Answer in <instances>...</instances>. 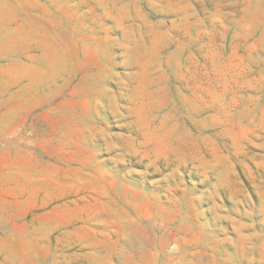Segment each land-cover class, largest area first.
Here are the masks:
<instances>
[{"label": "rangeland", "instance_id": "obj_1", "mask_svg": "<svg viewBox=\"0 0 264 264\" xmlns=\"http://www.w3.org/2000/svg\"><path fill=\"white\" fill-rule=\"evenodd\" d=\"M0 264H264V0H0Z\"/></svg>", "mask_w": 264, "mask_h": 264}]
</instances>
